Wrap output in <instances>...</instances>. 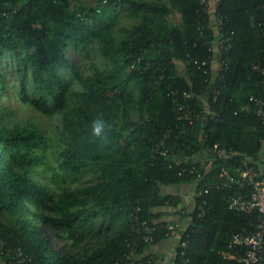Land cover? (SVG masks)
Segmentation results:
<instances>
[{
    "label": "trees",
    "instance_id": "obj_1",
    "mask_svg": "<svg viewBox=\"0 0 264 264\" xmlns=\"http://www.w3.org/2000/svg\"><path fill=\"white\" fill-rule=\"evenodd\" d=\"M71 2L0 0L1 254L9 262L19 248L26 264H153L146 247L168 236L163 230L151 244L136 238L135 218L180 223L161 220L156 209L181 204L168 188L195 182V205L183 214L190 221L174 264H235L222 252L232 250V234L256 213L228 206L248 187L217 185L222 167L235 172L243 156L256 163L264 144V122L254 110H241L251 94H264L253 68L264 50L260 0H221L233 42L228 69L214 82L198 66L215 39L199 0ZM119 8L137 19L121 37L114 33ZM89 46L96 47L100 65L90 60ZM71 51L87 57L89 66L84 69ZM212 84L219 91L215 100L207 90ZM186 90L191 96L183 100ZM12 93L36 113L57 116L58 124L48 132L36 119L20 118L7 103ZM204 95L211 111L205 124ZM175 100L190 106L193 123L168 138L170 157L151 159L152 142L174 123ZM98 114L112 125L106 143L90 131ZM214 144L225 147L224 157H216ZM200 153L210 156L208 162L172 157ZM88 169L96 182H79ZM203 200L209 207L197 217ZM52 230L67 247L52 245Z\"/></svg>",
    "mask_w": 264,
    "mask_h": 264
},
{
    "label": "built area",
    "instance_id": "obj_2",
    "mask_svg": "<svg viewBox=\"0 0 264 264\" xmlns=\"http://www.w3.org/2000/svg\"><path fill=\"white\" fill-rule=\"evenodd\" d=\"M221 0H199V12L201 14H208L211 18L213 25L215 39L211 45V54L207 59L201 60L199 67L203 68L205 73L208 74L211 81H221L222 72L228 69L230 64V50L232 48L233 36L232 31L226 28V16L218 9ZM260 8L262 17L258 21V26L264 34V0H260ZM175 23L178 24L181 20L180 14ZM141 61L140 57L133 60L132 68L138 70V64ZM253 68L257 71L264 83V50H261L256 60L253 63ZM210 94L213 93L215 100L218 94V89L215 84L209 85L208 89ZM176 91L170 92L172 96L177 94ZM205 94V93H204ZM191 93L189 91L182 92L183 100L189 98ZM203 101L205 103V110L203 114V123L207 121V116L211 114L209 107V95H204ZM175 104V120L174 123L168 127L165 136L154 140L151 144L150 158H168L171 156L170 148L167 145L168 138L173 134L176 129H183L188 127V124L193 123L192 110L190 106L186 105L183 101H174ZM241 110L254 112L264 122V94L255 95L251 94L248 99L241 105ZM175 134V133H174ZM213 152L216 153L217 158L224 157L226 154L225 147H220L214 144ZM261 154L259 160L255 163L249 158L243 156L236 161L237 166L235 172L230 168L222 167L220 169V176L223 177L222 183L218 187H232L243 186L248 187L250 192L246 195L240 194L232 196L229 199L228 206L230 209L242 211L246 213H256L254 221L248 225L243 226L240 230L232 234L230 240L231 251H223L222 256L226 259H233L235 264H264V144L260 150ZM185 162V161H179ZM187 162V161H186ZM188 163V162H187ZM184 168L183 170H185ZM195 166L189 168L190 174L194 172ZM208 189H204L207 192ZM207 202L203 200L197 207V217H203L206 213ZM138 209V208H137ZM168 237L183 233L186 227L183 228L179 222H154L149 223L147 220H139L135 218V223L132 225V232L136 238H141L147 243H152L158 236L159 232L163 231ZM14 258L9 262L12 264H26V260L22 257L19 248L14 249ZM134 248L130 249V254L133 255Z\"/></svg>",
    "mask_w": 264,
    "mask_h": 264
},
{
    "label": "crops",
    "instance_id": "obj_3",
    "mask_svg": "<svg viewBox=\"0 0 264 264\" xmlns=\"http://www.w3.org/2000/svg\"><path fill=\"white\" fill-rule=\"evenodd\" d=\"M180 68L183 67L180 66ZM172 157L179 161H199L201 163L208 162L210 158V156L206 153H200L191 157L182 155H173ZM169 190L180 196L181 204L177 206L162 205L156 210H158L160 213L161 220H180L182 227L185 228L188 226L190 220L189 217L183 214L193 210L194 208L196 184L195 182L182 183L175 186L174 188L167 189V191ZM180 234L181 233H178L177 235L160 239L158 242L146 247L145 254H150L153 256V264H174L175 249L176 245L178 244ZM1 246L2 245L0 243V264H12L6 261V259L1 254Z\"/></svg>",
    "mask_w": 264,
    "mask_h": 264
},
{
    "label": "rangeland",
    "instance_id": "obj_4",
    "mask_svg": "<svg viewBox=\"0 0 264 264\" xmlns=\"http://www.w3.org/2000/svg\"><path fill=\"white\" fill-rule=\"evenodd\" d=\"M81 1L87 5H94V0H81ZM153 1H156V0H153ZM163 1H168V0H163ZM71 3L73 4V0ZM170 14L173 15L174 18L176 16V19L179 16V13L176 10H173L172 12H170ZM117 15H118V19H117V23L114 27V33H115V35L121 37V33H122L123 29L130 27L132 24H134L137 21V19L129 17L126 14V12L120 8L117 10ZM89 50H90V54H91L90 60H92L96 64L100 65L102 61L99 58V56H97L96 47L89 46ZM71 53H72L75 61L77 63L82 64L84 66V69L87 66H89L90 61L88 60L87 57H85L83 55L75 54L74 51H71ZM4 58L5 57H3L1 59L2 60L0 62L1 66H3V64H4V61H5ZM4 72H8V70L7 71L5 70ZM15 97H16L15 94L12 93L10 95V97L7 99V103H8V106H10L20 118L24 119V118L30 117V118H33L34 120L36 119L37 121L42 123V127L47 129L48 132H51L52 129L58 124V117L57 116L48 117V118L44 117V116L36 113L35 111H33L31 108L22 105ZM51 161H53V160L51 159ZM53 164H55V158H54ZM93 175H94V170L88 169L81 174L79 182L94 183L96 181L94 180ZM39 178L44 182H48V179L46 177H44L43 175H41ZM55 233L56 232H54L53 230L51 232H49V238H50L52 245L55 248H60L62 246L67 247V245H68L67 240L63 239V238H58L55 235Z\"/></svg>",
    "mask_w": 264,
    "mask_h": 264
},
{
    "label": "clouds",
    "instance_id": "obj_5",
    "mask_svg": "<svg viewBox=\"0 0 264 264\" xmlns=\"http://www.w3.org/2000/svg\"><path fill=\"white\" fill-rule=\"evenodd\" d=\"M112 129V125L107 123L101 115L93 118L90 124V131L93 137H98L107 142V133Z\"/></svg>",
    "mask_w": 264,
    "mask_h": 264
}]
</instances>
